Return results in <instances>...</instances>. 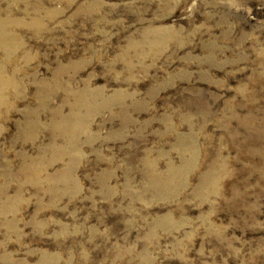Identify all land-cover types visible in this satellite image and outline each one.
I'll use <instances>...</instances> for the list:
<instances>
[{
  "label": "rangeland",
  "instance_id": "rangeland-1",
  "mask_svg": "<svg viewBox=\"0 0 264 264\" xmlns=\"http://www.w3.org/2000/svg\"><path fill=\"white\" fill-rule=\"evenodd\" d=\"M0 32V264H264V0H0Z\"/></svg>",
  "mask_w": 264,
  "mask_h": 264
},
{
  "label": "bare ground",
  "instance_id": "bare-ground-1",
  "mask_svg": "<svg viewBox=\"0 0 264 264\" xmlns=\"http://www.w3.org/2000/svg\"><path fill=\"white\" fill-rule=\"evenodd\" d=\"M5 23L6 22H4L2 25L5 26ZM0 48H2L4 50H6L7 52H9L8 53L9 56L13 53L12 52V49L13 50L16 49V47H13L7 41V35L6 34L3 35L1 32H0ZM2 73L3 72H0V92H1L0 94H2L3 92H5L6 89H7V87L9 85H11V81L8 82V80L5 78V73L4 74H2ZM80 118H81V116L79 115V113L78 112L77 113L74 112V115H73L72 119L73 120H77V122H79L80 121ZM54 122H56V123L57 122H60V119L55 120ZM70 123L72 124L71 121H70ZM79 125H81V124H79ZM55 126H59L58 129L56 127L54 128V126H51V127H53L54 129L59 130L61 132V134L69 140V144H73L74 140L76 139V131H73V130L75 129L76 126H74V125L73 126H70V124L68 125L67 120H62L61 123H58ZM69 146H70V149L73 148V147H71V145H69ZM72 146H74V145H72ZM66 173L69 174L70 171L67 170ZM66 177H67V179H69L68 175Z\"/></svg>",
  "mask_w": 264,
  "mask_h": 264
}]
</instances>
